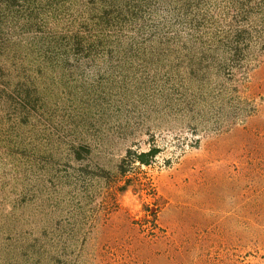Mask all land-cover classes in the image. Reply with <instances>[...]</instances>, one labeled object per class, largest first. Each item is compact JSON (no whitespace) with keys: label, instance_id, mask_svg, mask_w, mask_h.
<instances>
[{"label":"rangeland","instance_id":"obj_1","mask_svg":"<svg viewBox=\"0 0 264 264\" xmlns=\"http://www.w3.org/2000/svg\"><path fill=\"white\" fill-rule=\"evenodd\" d=\"M0 264H264V0H0Z\"/></svg>","mask_w":264,"mask_h":264}]
</instances>
